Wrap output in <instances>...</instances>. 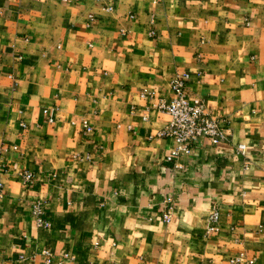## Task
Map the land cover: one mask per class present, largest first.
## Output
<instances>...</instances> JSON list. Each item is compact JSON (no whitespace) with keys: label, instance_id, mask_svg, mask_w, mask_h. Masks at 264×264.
<instances>
[{"label":"crops","instance_id":"0c3cea01","mask_svg":"<svg viewBox=\"0 0 264 264\" xmlns=\"http://www.w3.org/2000/svg\"><path fill=\"white\" fill-rule=\"evenodd\" d=\"M183 71L228 135L166 160ZM0 165V264H264V0H0Z\"/></svg>","mask_w":264,"mask_h":264},{"label":"built area","instance_id":"2783aa9c","mask_svg":"<svg viewBox=\"0 0 264 264\" xmlns=\"http://www.w3.org/2000/svg\"><path fill=\"white\" fill-rule=\"evenodd\" d=\"M189 79V72H176L170 79V89L172 95L169 98L159 97L157 107L160 110L166 111L170 115L169 122L158 132L159 135L171 136L175 144L170 148L169 152L165 155L166 160H174L176 156L181 153H188L195 139L200 135H205L213 142L223 141L227 138V129L213 117L206 107L202 98L190 99L187 92V81ZM142 95L153 96V91H144ZM47 111V108H45ZM49 120H52L49 117ZM81 124L86 131H90L92 126L88 123L87 119L82 117ZM16 148L15 145L12 146ZM236 150L244 152L245 144L237 143ZM176 164V163H175ZM247 165L245 164L244 167ZM4 166L0 165V197L4 193V182L2 174ZM22 180L25 185L31 183L33 173L28 170L20 172ZM31 213L35 222L39 226H48L50 223L44 217L43 201L36 199L31 205ZM163 220L169 221L171 218V205L168 204L161 214ZM218 209L213 208L207 216V231L217 230L218 228ZM44 255V263L51 264L53 260V253L44 248L42 250ZM62 257H73L72 254L64 252ZM255 257H247L239 253L230 258L231 262H246L252 263Z\"/></svg>","mask_w":264,"mask_h":264}]
</instances>
